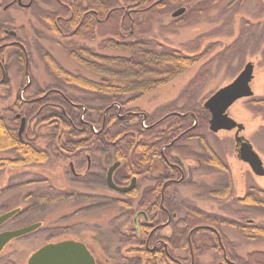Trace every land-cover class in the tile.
Listing matches in <instances>:
<instances>
[{
	"label": "trees",
	"instance_id": "1",
	"mask_svg": "<svg viewBox=\"0 0 264 264\" xmlns=\"http://www.w3.org/2000/svg\"><path fill=\"white\" fill-rule=\"evenodd\" d=\"M37 1L46 6L51 7L52 4L55 6V11L38 6L34 9L45 15L52 30L59 29L65 34L66 37L63 36L65 38L58 42L60 47L80 66L86 67L90 73L98 76V80H92L79 72H69L56 63L48 52H43L48 67L52 66L57 70L61 91L67 93V98L73 103L64 99L61 101L62 120L59 131L62 138L55 142L58 140L57 134L55 131L51 133L55 146L71 152L81 148L93 150L109 148L110 156L123 161L130 177H139L138 174L147 172L151 161L160 156V149L165 145L166 153L174 152L181 158L197 161L208 171L220 169L228 173L227 161L215 153L207 143L206 132H210L209 112L203 104L196 102L192 91L195 83L204 80L208 75L211 61L202 65L200 72L180 93L179 99L184 100L181 106L176 107L175 102H172L149 115L148 124L151 126L148 129H142L139 124H125V120L117 115V104L125 107L141 96L171 82L201 59L199 50L186 52L165 41L152 38L150 33L154 12L161 9L169 12L184 5L186 10L178 19V23L186 22L190 17L200 13L201 9L210 10L222 0H35ZM134 8L141 10L130 11ZM57 16L61 18H57L55 25L53 21ZM88 41L89 43H85ZM105 51L118 52L122 55L106 57L103 54ZM260 72L263 73V70ZM64 87H70L72 90L68 91ZM255 96L249 98L246 105H250L252 109L264 107V97ZM49 99L55 101V96H50ZM82 108L89 112V129L79 118L83 113ZM165 113L168 115L160 119L158 125L154 127L156 118ZM86 120L84 118V121ZM91 125L101 130L94 133ZM262 125L263 123H260V126ZM182 141L189 143L180 146ZM36 148L25 138L17 137L15 120L10 126L0 121V151L13 150L15 154L11 160L0 159V169L4 165L17 167L31 162L46 161L50 150L38 151ZM164 179V176H159L156 186L145 190L136 204L138 208H147L149 211L155 208L162 212V215L164 213L161 205L168 209L170 214L176 211L184 213L173 223V240H169L174 242V246L170 252L176 248L175 244L178 242L187 243L189 231L200 226L197 227L200 231L214 239L219 260L217 264H264V251H252L242 257L236 252L233 242L222 232L224 228L248 241L264 240V224L207 213L188 202L177 203L167 192L169 188H176L178 186L176 184L166 186L163 201L160 202V187ZM183 186L197 190V196L205 195L218 200L231 197L230 182L227 183V187L217 189L185 178ZM135 196L136 189H133L118 203L127 212H132ZM235 203L264 209V188L258 185L250 186L248 193L243 198H237ZM160 213L159 216L152 218L154 225L165 219ZM140 229L144 231L141 241L144 246L150 229L146 224L140 225ZM154 239L156 238L152 240ZM143 246L139 250L127 251L140 252L143 264H155L156 258L163 257L162 250L159 253ZM189 256L190 252L188 258Z\"/></svg>",
	"mask_w": 264,
	"mask_h": 264
},
{
	"label": "rangeland",
	"instance_id": "2",
	"mask_svg": "<svg viewBox=\"0 0 264 264\" xmlns=\"http://www.w3.org/2000/svg\"><path fill=\"white\" fill-rule=\"evenodd\" d=\"M170 22H172L171 17L166 14L160 24ZM162 27L159 23L154 25L150 33L151 37L186 52L199 50L201 59L171 82L132 101L133 103L127 106L139 108L148 114L172 102H175L176 107L181 106L184 101L178 100V96L187 87L189 81L200 72L202 65L209 61L211 62L208 75L192 87L196 102L203 104L219 87L229 83L248 61L254 64L255 77L250 84L255 97H264V72H260L264 70V0H222L210 10L201 9L200 13L190 17L186 22L180 21L176 25H170L171 28L167 30ZM50 50L67 70L81 72L89 79L98 80L96 74L80 69L76 60L69 59L62 52L52 48ZM103 54L106 57L122 55L107 51ZM247 100L242 99L233 103L228 109V114L246 126L241 135L249 140L264 162V107L252 109L250 105V107L246 105ZM260 123L263 125L260 126ZM206 138L212 150L230 163L232 172L236 175L233 193L240 197L245 185L238 171L239 163L234 158L233 131H219L216 134L206 132ZM65 163L64 161V165ZM77 163L76 170L82 172L85 167L84 161L81 159ZM111 163L110 154L108 157L101 156L95 162L98 170L95 169L89 177L83 176L78 180L73 179L69 174H63L65 171L63 162L33 169L12 167L1 170L0 214L16 207L22 209L3 224L0 231L24 227L38 221L42 224L34 231L12 239L0 251V264H26L29 255L43 244L66 239L84 242L97 264H143L139 253L125 252L129 246L126 237L133 234L132 218L138 209L134 205L132 212H127L117 202L118 199L123 198L122 195L106 187L105 170ZM200 167L197 161L191 162L186 174L187 179L205 182L213 188H221L227 183L226 175L222 172L206 171ZM162 170V164L158 160L153 175ZM246 173L248 175L246 177L249 178L246 185L258 184L264 187V176L252 177L248 172ZM60 174L65 180L60 181L55 178V175L59 177ZM115 176L118 179V171ZM35 178H43L45 182H28ZM150 184L151 181L142 183L139 188L143 190ZM41 189L45 191L44 196L35 197ZM170 192L177 203L188 202L207 213L233 220H250L254 224H264L262 208L241 206L231 198L218 200L208 196H196L197 190L186 186L174 188ZM182 214L184 213L179 214L177 218L182 217ZM138 220L143 222L141 218ZM167 231H160V235L167 236L169 234ZM222 232L233 242L236 252L242 257L252 251H264L262 239L248 241L228 229L223 228ZM130 241L134 242V240ZM193 241L195 264L219 262L211 235L199 233ZM173 256L186 263L189 262L188 252L185 249L175 250Z\"/></svg>",
	"mask_w": 264,
	"mask_h": 264
},
{
	"label": "flooded vegetation",
	"instance_id": "3",
	"mask_svg": "<svg viewBox=\"0 0 264 264\" xmlns=\"http://www.w3.org/2000/svg\"><path fill=\"white\" fill-rule=\"evenodd\" d=\"M60 2L63 3L62 1ZM37 6L42 9L48 8L47 10L49 11H53V10L55 11V6L53 4L50 7V6H46L42 2L39 1L35 2V0H0V121L5 125L10 126L13 125V121L15 120V133L19 139L25 138L30 143H33L34 147H37L36 150L38 151L42 149V150H47L49 152L50 150L49 158L46 161L31 162L29 164H25L17 167H26V168L31 167L33 169L34 167L36 168L44 167L54 163L59 164L61 162H63L64 165V161H65L66 162L64 165L65 167L62 165V168L64 167L65 170L63 171L64 172L63 174L65 175L69 174L71 177H73V179L78 180L83 176L89 177L90 174H93L92 172L93 170L95 169L98 170V168H96L95 162L101 156L106 155L108 157L109 148H97L96 150L89 148H81L79 150L71 152V151H66L65 149L63 150L60 146L59 147L55 146V144L52 142L51 133H53L54 131L56 132L58 138V140H55V142H59V140L62 138L61 131H59V129L61 128L60 122L62 120L61 119L62 99L66 100L71 104L73 103L67 98L68 97L67 93L61 91V82H60V78L57 75V70H55V68L52 66L51 67L54 70L51 67L50 68L48 67V65L44 61L43 52L44 51L48 52L49 55L53 58V60L61 66L62 64L51 53L50 48L58 52H62L69 59L72 58L60 47V44L58 43L62 41L61 40L62 38L64 39L66 37L65 34H62L59 29L55 31L52 30V28L48 26L49 22L48 20H46L45 15L42 12H37L36 9H34ZM180 7H183L186 10V6L181 5L169 12L167 10L162 11V9L155 11L154 17L152 18L153 26L159 23L160 27L163 26L162 28L167 30L171 28L170 25H176L178 23V19L183 15L185 10L181 15L177 17H173L172 13ZM140 10H141L140 8H134L131 9L130 11H140ZM166 14L170 15L172 22L168 24H162V23L160 24V21L162 20L163 16H165ZM70 16H72V14ZM57 18H61V16H57L54 19L53 22L55 25ZM85 43H89V41ZM87 55L89 56V54ZM62 67L66 69L64 66ZM80 67H81L80 69L85 70L87 73H89V70L86 67L83 66ZM69 72L76 73L77 71H69ZM254 77L255 74L253 71V78ZM64 88H66L68 91L72 90L70 87L69 88L64 87ZM254 95L255 93L252 96ZM50 96H55V101L49 99ZM179 96L177 99L183 100V99H179ZM251 97L242 98V99L246 100ZM239 100H237L236 102H238ZM117 109H118L117 115L119 116L120 119L125 120V124H132V125L139 124L142 129H148L151 126L148 124V118L150 114L146 113L145 111H142L139 108L129 107L127 105L123 107L118 104H117ZM158 109L159 108H157L153 113L157 112ZM51 112L53 114H51ZM82 112L83 113L80 115L79 118L86 126V128L89 129V112H86L85 108H82ZM166 115L168 114L165 113L162 116L156 118V120L153 123L155 124L154 127L157 126L160 119H162ZM84 118H86L87 120L84 121ZM22 120H23V128L21 131H19ZM90 127L94 133H98L101 130L99 128H95L92 125ZM245 128L246 126L244 125V129ZM232 131L234 134L235 129H233ZM243 131H241L239 134L240 135L241 133L243 134ZM51 143L54 145H51ZM188 143H189L188 141H182L180 142L179 145L181 146ZM166 150H167L166 145L162 146L160 149V156L153 158V160L151 161V164L148 169L149 172L147 171L145 173L138 174L140 175L139 177L137 176L130 177L129 174L127 173V170L124 167L123 161L115 160L114 157H112V163L110 165H112L116 161L119 162V165L114 169L112 173L113 182L119 186H127L131 183L132 179H135L134 186L127 192H116L114 190H111L107 186V182H106V173L110 165L105 170L104 183L109 190L122 195L123 198L118 199L117 202L119 200H123L124 195L126 193L132 191L133 189H136L135 202L133 206L135 205L136 208L138 209L136 211L137 216L134 215V217L132 218L131 232L133 234L131 236L126 237V239L129 240L128 243L129 246L125 249V252L130 253L127 251V249L139 250L143 246L141 242L142 241L141 236L144 233V231H141L140 225L146 224L149 226L150 231L148 236L146 237L144 246H146V248L151 251L152 250H155L157 252L159 251V253H161L160 251L162 250L163 253L162 258L159 259L156 258L155 264H173V262H175L176 264H195L196 260L194 256L193 240L194 237H196L199 233H204L203 231H200L199 228H197L200 226L193 227L189 231L187 236V243L183 244L181 242H178L177 244H175L176 248L172 252H170L171 248L174 246V242L172 241L170 242V240H173L172 238L173 223L177 221L179 218H181V217L177 218V216H179V214H181L182 212L176 211L170 214L169 210L164 208L163 205L160 204L161 209L164 213L162 215V212L160 213V211L155 208L152 211H149L147 208H143V207L138 208L136 204L137 200H139L143 196V192L145 190L156 186L157 178L159 176L165 177L160 187V191H161L160 202L163 201L164 192L166 190L167 185L176 184L178 185L177 187L183 186V180L187 178L186 174L189 171V166L191 162H193L194 160H191L189 158H181L179 155H177L174 152L166 153ZM234 151H235L234 158L239 163L238 171L242 176L243 184L245 185V189L243 188L244 192L240 197H237L233 193V186L234 183L236 182V175L232 172L230 163L227 162L229 164L228 173L225 172L224 170H220V169H216V170L222 172L223 175H226V182L227 183L230 182V194H231L230 198L236 201L237 198H243L248 193V189L250 186L246 185L247 181H249L246 172H248L249 175H251L252 177L253 176L255 177L257 175H255L252 172V170L250 169L249 165L246 162L241 160V158L239 157L238 147L235 145V142H234ZM255 152L258 154L256 150ZM61 154H63L64 156L60 157L59 155ZM0 155H1L0 159L6 158L11 160L15 154L13 150H2L0 151ZM259 157L261 158L260 155ZM81 159L84 161L85 167L82 172H78L76 170V165H78L77 162H79ZM158 160L162 164L163 170L158 174H155L154 176L153 171L156 162ZM262 163L264 166L263 160ZM12 167L13 166L11 165H4L0 169V171L5 168L7 169ZM202 169L206 170L205 168ZM117 171L119 174L118 179L115 176ZM262 176H258V177H262ZM55 178L60 181L65 180V177L61 174L59 177L55 175ZM148 181H151V184L145 186L143 190H140L139 185L142 183H146ZM28 182L41 183V182H45V179L35 178V179H31ZM197 182L206 184L205 182L202 181H197ZM227 183L221 188L227 187ZM173 189L174 188H169L167 189V192L169 196L173 200H175L174 195L170 192ZM44 194L45 191L41 189L40 193H36V195L35 194L34 195L35 197H42L44 196ZM197 194L198 191L196 193V196ZM200 196L205 197V195H200ZM16 208L19 209L18 212H20V210L22 209L20 207H16ZM8 211L10 210H7L6 212ZM159 213L160 215L165 216V219L162 222H159L154 225V223L151 220L152 218L159 216ZM138 218H141L143 222H139ZM8 220L2 223L0 227L3 224H5ZM163 230H168L167 232H169V234L167 236L160 235V231ZM152 235L156 239L152 240L154 238L152 237ZM130 240H134V242ZM167 240H169V242ZM179 248L187 250L188 255L190 252V256H189L190 258L188 263H186L182 259L173 256V252ZM136 253L140 254V252H136Z\"/></svg>",
	"mask_w": 264,
	"mask_h": 264
},
{
	"label": "water",
	"instance_id": "4",
	"mask_svg": "<svg viewBox=\"0 0 264 264\" xmlns=\"http://www.w3.org/2000/svg\"><path fill=\"white\" fill-rule=\"evenodd\" d=\"M184 10L185 8L180 7L172 13V16L177 17ZM253 71L254 64L251 61L246 62L229 83L219 87L203 102V107L209 112L208 130L216 134L219 131L235 129L234 141L238 147L239 157L249 165L255 175L262 176L264 175V166L261 158L253 149L252 144L243 135L239 134L244 129L243 123L237 122L228 114V109L234 102L251 97L254 94L250 85L253 79ZM22 128L23 120L19 131ZM118 165L119 162L116 161L108 168L106 173L107 186L116 192H127L134 186L135 179H132L127 186L116 185L112 180V173ZM18 210V208H15L0 214V225L16 214ZM40 225V222H35L24 227L1 231L0 251L12 239L32 232ZM26 264H96V261L83 242L66 239L43 244L29 255Z\"/></svg>",
	"mask_w": 264,
	"mask_h": 264
}]
</instances>
